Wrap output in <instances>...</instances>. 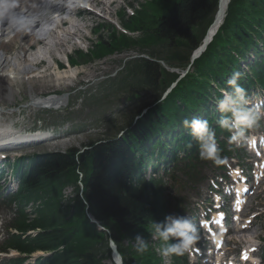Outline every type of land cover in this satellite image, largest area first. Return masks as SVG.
Here are the masks:
<instances>
[{
  "label": "trees",
  "instance_id": "trees-1",
  "mask_svg": "<svg viewBox=\"0 0 264 264\" xmlns=\"http://www.w3.org/2000/svg\"><path fill=\"white\" fill-rule=\"evenodd\" d=\"M165 2L156 0L151 5L157 18L151 26L147 12L136 18L125 17L131 31L141 30L148 36V30H155L156 35L150 34L147 44L163 43L161 52L154 55L158 61H133L136 71H132L137 74L134 80L139 81L138 87L150 88L160 95L176 75L169 74L159 61L167 58L188 64L218 5V0H181L164 10ZM231 4L223 28L206 53L195 61L193 72L162 103L131 126L125 136L90 144L91 148L83 153L74 148L63 154L41 155L26 170L19 168L22 185L16 196L18 202L22 206L31 201L41 202L32 219H27L22 210L19 228L23 232L36 229L41 233L33 238L16 239L20 246L27 245L23 250H56L66 245L65 251L46 264H102L110 254L108 238L90 222L89 212L111 231L124 264H161L150 245L140 254L125 243L134 242L137 235L148 241L153 221L163 222L168 215L164 188L156 180L145 181L141 173L153 150L171 146V140L178 136L176 129L184 132L181 129L184 118L209 117L213 95L221 96L218 91L226 85L225 77L240 67L233 51L244 57L252 46L256 48L258 38L264 42V0H232ZM116 36V32L111 35V42L101 39L96 45V56L113 53L119 44H124L121 40H127L116 42ZM253 71L259 80L264 77L261 67ZM243 82L239 80L240 85ZM223 151L228 153L224 147ZM69 185L74 186L75 195L64 198L63 190ZM173 264L182 262L174 259Z\"/></svg>",
  "mask_w": 264,
  "mask_h": 264
},
{
  "label": "rangeland",
  "instance_id": "rangeland-1",
  "mask_svg": "<svg viewBox=\"0 0 264 264\" xmlns=\"http://www.w3.org/2000/svg\"><path fill=\"white\" fill-rule=\"evenodd\" d=\"M109 1H116V3L110 7L109 12L115 10L118 14L114 13L112 17H110L106 14V8L100 5H97V10L93 7L98 16L89 15L85 12L78 13V17L75 18H78L80 22V24H77L78 28H81L79 36L74 34L73 38H71V36H68V38L64 36V33L58 32L62 38L67 37L66 39L69 41L65 43L67 46L64 47V53L58 54V52L52 51V58L49 54H45L44 64L37 67L40 70H46L49 64H54L53 61L56 60L57 66L67 68L66 64L68 58L72 59L73 64L78 65V78L71 77V79L62 80L57 84L54 81L47 82L39 75L34 82L33 92L35 95L49 97V95L53 94H68L69 100L66 106H63L59 110L35 108L31 105L33 94L27 82L19 83V85L16 86L19 94L15 95V100L11 103L7 102L2 106L1 110L5 108L6 110L14 109L13 111L15 114L12 116L14 117L12 122L14 123V127L19 131L24 129L23 131L27 132H37L39 129H54V134L57 137L48 142L18 149V151H8L10 155L26 156L40 152H63L74 147L85 149L90 143L108 140V138H119V136L126 134L123 129L126 128L129 121L132 120L131 117L135 118L139 111V114H141L142 111L144 112V108L151 107L153 103L159 101L158 97L160 96V92L152 91L150 88L144 87L138 89L137 81L134 80L137 74L132 72L133 70L136 71V64L131 62L138 61L140 58H151V54L154 53L153 55H156L161 52L163 45L161 41L151 42L149 44L146 42L149 40L150 34L156 35L155 30H148V37L145 33L146 40L142 36L138 38V34L134 35L137 37V39H134L136 44L133 43L132 40L123 42L121 39L124 37L122 35L120 36L119 33L116 36V42H119L120 39V42L124 44H119L118 49H115L113 53H109L111 55L103 56V58L101 56H96L95 53H93L94 56L91 54L93 47L96 45V41L103 38L107 41L112 40L111 35L115 32V26L110 22V18H112L113 21L119 20V24L123 25L127 21L125 17L129 11L126 7L134 6V8L143 7L147 9V6H150V4L147 3L149 2L148 0H107L108 7L113 4V2L108 4ZM178 2H181V0H166L164 3V10ZM68 6L69 8L71 7L70 5ZM159 10L156 12H159ZM67 13H71V11L67 9ZM72 15H74V13H72ZM100 15L101 18L99 17ZM117 15H119V18ZM154 15L153 11H149L148 23H150V26L157 19L156 15ZM53 24L54 23H46V26L42 30L39 32L36 31L35 33H37L38 37L45 38V35L49 34V32H54L51 30L53 27L55 29V25ZM70 27L71 26H65L63 29L68 30ZM7 29L8 28L5 30L7 31ZM59 31H61V29ZM70 31H74V29H70ZM12 39L10 30H8L1 36L0 43L2 41L11 43ZM45 39L46 43H48V36ZM50 41L53 42L52 39ZM15 47H17V45ZM39 48L40 46H37L30 50L25 57H33L36 55ZM0 54L5 56L10 63L14 65L17 61L16 57L19 55V51L13 50L6 53L4 50H0ZM164 60H167V58H164ZM165 63L170 64L171 62L167 60ZM172 65L177 66L179 64L175 65L172 63ZM52 69L54 68L50 70ZM243 75H246L245 72ZM171 88L172 87L169 89ZM169 89L163 92L164 95ZM135 93L140 95V98L136 99L134 97L131 101H128V98ZM8 121L11 122L10 120ZM3 154H6V152ZM13 184V188L15 189V183ZM207 188L206 185L205 190ZM70 190L66 192L70 194ZM262 190H264V187L260 189V191ZM173 192H175V190L172 187L170 193ZM257 198L258 197L253 198L255 201H253V204L252 201L249 204V212L245 213L246 216L249 213H254L255 207L260 208L259 210L264 209V193L258 200ZM248 231L247 238L254 242L247 241L244 245L255 244L261 246L264 244V213L260 215L259 219H257L255 224L253 223ZM231 249L233 251L235 247L231 246ZM165 264H169L168 258H166Z\"/></svg>",
  "mask_w": 264,
  "mask_h": 264
},
{
  "label": "clouds",
  "instance_id": "clouds-1",
  "mask_svg": "<svg viewBox=\"0 0 264 264\" xmlns=\"http://www.w3.org/2000/svg\"><path fill=\"white\" fill-rule=\"evenodd\" d=\"M47 15L42 0H0V24L17 34L33 33L34 29L39 32L46 26ZM240 78L241 73L234 71L226 81L227 88L215 100L216 110L220 114L216 123L229 133L228 143L238 147L250 142L249 131L264 120V110L251 104L246 90L239 84ZM182 124L185 129L190 130L192 139L196 141L200 159L220 164L221 149L216 139V131L209 120L184 118ZM152 229V240L161 242L159 251L164 257L185 254L199 239L198 230L187 215L169 214L163 222L153 221ZM130 243L140 254L149 247V241L140 235ZM109 247L115 249L116 241L110 240ZM114 261L115 264H124L122 256H115Z\"/></svg>",
  "mask_w": 264,
  "mask_h": 264
},
{
  "label": "bare ground",
  "instance_id": "bare-ground-1",
  "mask_svg": "<svg viewBox=\"0 0 264 264\" xmlns=\"http://www.w3.org/2000/svg\"><path fill=\"white\" fill-rule=\"evenodd\" d=\"M63 3L55 2L53 0H42L43 6L49 13H59L61 16V19L57 21L58 25L55 28L58 29L56 32H49V34L45 35L44 37L49 38V42L46 43L45 38L38 37L36 32V29L33 30V33L29 34H17L14 33L11 29L10 30V36L13 38L11 43L1 42L0 43V50H4L6 53L11 52L13 50L19 51V55L16 57V62L14 65L10 63V61L3 55L0 54V144L6 143V142H14L22 143L28 138L24 135H20L21 131L18 129L15 130L14 123L12 122L14 117L12 115H5L2 116V112H11L6 110H1L2 106L7 102H12L15 100V95L19 94L18 88L16 86L21 84L22 82H27L30 86L32 95V103L33 106H42V107H61L63 103H66V100L63 99V97L54 94L50 95L49 97H43L41 95H35L33 92L34 82L39 75L40 77L46 80L47 82H55L57 84L60 83V81L65 79H70L71 76H77L79 73V70L77 68L69 67L65 69L59 68L57 66V61L54 60V64H49L48 68L46 70H40L37 67L40 65L42 66L45 62L44 57L49 54L52 58V53L55 51L56 53H64V47L67 46L65 43L69 42L66 38L68 36H71L73 38L74 34L76 36H79V32L81 28H78L77 24H80L77 17V12H73L71 8H69L71 13H67V4L73 3L74 0H60ZM97 1V2H95ZM94 2L99 6L106 8V14L110 17L112 15L118 14L117 11H110V7H112L116 1H109V3L113 2L109 7L107 5V0H94ZM230 0H220V8L216 12V18L213 20V25L210 31V34L208 35L209 38H213L216 31L220 28V26L224 23L227 11L230 6ZM74 13V15H72ZM89 15L97 16L94 12H89ZM108 17V18H110ZM47 23H52V19L46 17L45 18ZM112 20V18H110ZM116 21V20H115ZM118 22V21H117ZM56 23V22H54ZM56 23V24H57ZM65 26H71L67 32L63 27ZM38 27V26H37ZM6 27L3 25V27L0 30V33H2V36L7 32ZM61 29V31H59ZM74 29V31H70ZM64 33V36H67L66 38H62L59 33ZM56 34V36H55ZM69 38V37H68ZM53 40L50 41V40ZM56 39V40H55ZM80 40V39H79ZM55 42V43H54ZM19 44V45H18ZM17 45V47H15ZM40 46L39 50L37 51L36 55L33 57L26 58V54L34 49L35 47ZM53 51V52H52ZM52 52V53H51ZM44 54V55H42ZM46 54V55H45ZM54 65V66H53ZM51 68H54L50 70ZM38 75V76H37ZM68 97V96H67ZM13 111V109H12ZM10 120L11 122H9ZM26 138V139H23Z\"/></svg>",
  "mask_w": 264,
  "mask_h": 264
},
{
  "label": "water",
  "instance_id": "water-1",
  "mask_svg": "<svg viewBox=\"0 0 264 264\" xmlns=\"http://www.w3.org/2000/svg\"><path fill=\"white\" fill-rule=\"evenodd\" d=\"M205 48V46L201 49L202 51H204L203 49Z\"/></svg>",
  "mask_w": 264,
  "mask_h": 264
}]
</instances>
